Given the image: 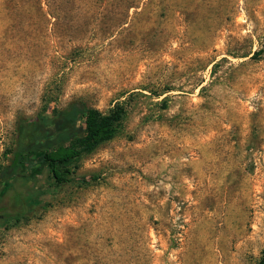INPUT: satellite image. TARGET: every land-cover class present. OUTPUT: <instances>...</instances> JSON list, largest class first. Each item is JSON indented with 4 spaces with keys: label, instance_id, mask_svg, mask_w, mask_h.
Returning a JSON list of instances; mask_svg holds the SVG:
<instances>
[{
    "label": "rangeland",
    "instance_id": "374dc122",
    "mask_svg": "<svg viewBox=\"0 0 264 264\" xmlns=\"http://www.w3.org/2000/svg\"><path fill=\"white\" fill-rule=\"evenodd\" d=\"M71 102L121 104L120 130L71 182L15 185L0 264L259 263L264 0H0V167L17 121Z\"/></svg>",
    "mask_w": 264,
    "mask_h": 264
},
{
    "label": "trees",
    "instance_id": "16d2710c",
    "mask_svg": "<svg viewBox=\"0 0 264 264\" xmlns=\"http://www.w3.org/2000/svg\"><path fill=\"white\" fill-rule=\"evenodd\" d=\"M261 53L255 52L253 56ZM165 102L161 101L164 105ZM124 116L121 104L102 113L71 102L34 120L17 121L11 144L4 152L9 155V162L0 167V202L4 193L11 192L9 210H0V219L18 220L31 203L30 195L15 189L17 183L29 190L36 179L45 177L56 188L71 182L81 158L112 140ZM35 166L40 169L32 178L29 170ZM258 264H264V256Z\"/></svg>",
    "mask_w": 264,
    "mask_h": 264
}]
</instances>
